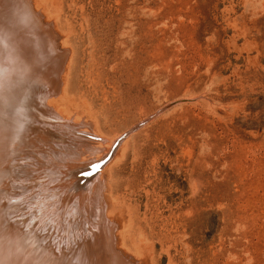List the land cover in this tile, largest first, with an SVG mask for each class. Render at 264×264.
<instances>
[{
    "label": "rangeland",
    "instance_id": "374dc122",
    "mask_svg": "<svg viewBox=\"0 0 264 264\" xmlns=\"http://www.w3.org/2000/svg\"><path fill=\"white\" fill-rule=\"evenodd\" d=\"M42 2L72 49L59 107L94 123L63 136L116 135L98 171L133 205L130 252L142 264H264V0ZM6 153L0 199L15 222L48 231L70 182L37 179L47 155L10 170ZM98 171H78V185Z\"/></svg>",
    "mask_w": 264,
    "mask_h": 264
},
{
    "label": "bare ground",
    "instance_id": "6f19581e",
    "mask_svg": "<svg viewBox=\"0 0 264 264\" xmlns=\"http://www.w3.org/2000/svg\"><path fill=\"white\" fill-rule=\"evenodd\" d=\"M57 43L66 48L61 50ZM71 55V46L42 0H0V162L7 159V150L10 170L13 158L38 162L47 155L51 168L36 172L37 179L50 171L70 182L63 188V198L59 196L48 209L57 216L48 231L41 224L30 227L25 221L15 222L9 214L14 206L0 199L3 201L0 219L7 225L6 232L0 227V264L143 262V256L130 252L128 235L124 232L125 216L133 205H123L121 195L112 194L104 168L87 178L90 182L86 187L79 186L80 179L75 177L78 171L107 155L116 135L97 134L95 142L72 137L73 142L63 136L72 126L95 133L90 119L81 118L77 122L74 115L58 104L68 75L69 61H66ZM56 124L60 127L56 128ZM25 127L29 130L24 131ZM20 132L23 135L19 137ZM55 179L45 185L55 188ZM4 184L7 193L8 180ZM66 201L72 202L67 209ZM17 217L20 219L19 214ZM134 245L138 248L137 243Z\"/></svg>",
    "mask_w": 264,
    "mask_h": 264
},
{
    "label": "water",
    "instance_id": "95a60500",
    "mask_svg": "<svg viewBox=\"0 0 264 264\" xmlns=\"http://www.w3.org/2000/svg\"><path fill=\"white\" fill-rule=\"evenodd\" d=\"M104 160H105V158H101L97 163L93 162V163L89 164V165H88V168H86V169H84V170H81L82 175L88 177V176L94 174L96 171L99 170V168H100V166L102 165V163L104 162ZM94 164H95V165L98 164V167H97L95 170H94L93 167H92V165H94Z\"/></svg>",
    "mask_w": 264,
    "mask_h": 264
},
{
    "label": "snow or ice",
    "instance_id": "6c2138e0",
    "mask_svg": "<svg viewBox=\"0 0 264 264\" xmlns=\"http://www.w3.org/2000/svg\"><path fill=\"white\" fill-rule=\"evenodd\" d=\"M92 167H93V169L95 170L97 167H98V165H92Z\"/></svg>",
    "mask_w": 264,
    "mask_h": 264
}]
</instances>
